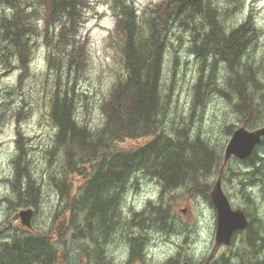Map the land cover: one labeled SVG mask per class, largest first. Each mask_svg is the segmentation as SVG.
I'll return each mask as SVG.
<instances>
[{
  "label": "rangeland",
  "instance_id": "374dc122",
  "mask_svg": "<svg viewBox=\"0 0 264 264\" xmlns=\"http://www.w3.org/2000/svg\"><path fill=\"white\" fill-rule=\"evenodd\" d=\"M105 1L88 0L84 20L78 28L81 40L86 41V63L69 75L70 83L73 80V87L78 93L75 117L92 129L101 126V105L111 93L116 77L124 73L120 54L122 40L117 36L114 42L109 41L113 35L115 16ZM158 1L133 0L139 14L145 6ZM208 1L219 8H226L225 17L232 22L238 23L248 14L254 18L257 34L250 48L255 78L261 83L256 88L255 98L262 96L264 102V0ZM10 10L5 6L7 14ZM188 26L191 27L190 24ZM189 27L179 25L177 21L170 26L161 76L165 115L158 123V131L171 138L184 134L191 136L189 138L199 136L220 151V169L226 173L241 172V175L238 172L233 177L225 174L227 178L221 180L223 191L231 206L247 212L251 227L255 231L260 229L259 234L264 236V175L261 180H250L246 174L254 165L264 171V165L255 159L246 161L236 157H231L223 165L224 148L232 131L238 126H245V123L240 121L234 110L230 95L212 89L205 96V76L209 70L205 72V60L202 61L193 51L195 33ZM36 36L39 38L34 41V53L28 69L22 72L17 67L18 55L16 50L15 53L13 51V45L9 43L8 49L6 39L3 36L0 39V241L2 244L13 236L41 234L49 237V243L56 251L54 264H99L96 256L85 253L87 240L82 243L76 240L71 229V217H67V198H70L69 194L78 195V187L86 177L67 169L63 148L56 143L57 129L49 117V97L55 77L53 69H48L47 45L41 34ZM62 68L59 78L64 80L67 72L64 66ZM224 68L222 63H218L214 72L210 73L220 87L224 83ZM200 75L204 87L202 97L195 93ZM259 120L264 121V111ZM263 125L245 127L251 130ZM229 126L232 131L228 133ZM136 143L139 142L126 139L121 140L118 146L128 148ZM20 148L26 153L21 155L25 157L24 169L20 168L21 176H17L14 159ZM255 149L263 155L264 144L260 142ZM207 175H199V178L202 182H211L212 188L218 175ZM28 176L30 183L27 182ZM188 181L185 185L162 192L154 177L136 171L126 188L128 192L123 193L119 224L107 237H99L101 256L105 261L108 264H163L169 258H177L179 262L188 259L193 264H204L205 258L215 260L224 255L229 256L231 264L240 263V255L248 252L245 249L246 229L235 232L230 245L216 246V210L210 193H205V186L203 192L197 191L198 188L192 191L193 184ZM17 184L23 191L28 189L29 184L31 193H38L40 200L36 207L18 195ZM148 201H164L168 206L170 217L165 228L157 227L152 220L137 219L134 215L133 212L141 210L148 212V209L145 210ZM28 207L33 209L29 230L20 225L19 218L16 219V213ZM135 237L142 239L143 261L139 258L129 260L131 238ZM258 251V258L264 259V245ZM245 260L246 264H253Z\"/></svg>",
  "mask_w": 264,
  "mask_h": 264
},
{
  "label": "trees",
  "instance_id": "16d2710c",
  "mask_svg": "<svg viewBox=\"0 0 264 264\" xmlns=\"http://www.w3.org/2000/svg\"><path fill=\"white\" fill-rule=\"evenodd\" d=\"M105 2L115 16L113 35L109 41L114 42L117 36L122 40L120 54L124 73L116 77L111 93L101 105V126L92 129L75 117L78 93L69 78L72 71L75 73L86 63V41L81 40L78 28L84 20L88 0H0V39L3 36L8 45H13L21 72L28 69L34 53V41L39 38L36 35L41 34L47 45L48 69H53L55 77L49 97V117L57 129L56 143L63 148L67 169L86 177L78 187V195L69 194L70 198H67V217H71V229L76 240L80 243L87 240L84 251L87 255L96 256L99 264H108L101 256L99 237H107L119 224L123 193L128 186L126 183L132 181V174L137 170L154 177L162 192L191 180L192 191L198 188L197 191L203 192L205 186L207 194L210 193L211 182H202L199 175L214 173L220 175L221 180L227 178V173L223 174L220 169V151L202 138L196 136L191 139L186 134L171 138L158 131V123L165 115L161 70L168 33L174 21L186 27L190 24L189 28L195 33L193 51L202 61L205 60V72L209 70L205 76V96L209 90L218 89L222 94L230 95L231 104L245 126L253 128L264 124L259 120L264 111L263 98H255L256 88L261 83L255 78L252 66L250 45L255 42L257 25L251 14L238 23L232 22L225 17L226 8H219L208 0H159L154 5L145 6L142 14L138 13L133 0ZM5 6L10 7V14L5 12ZM218 63L225 66L221 87L210 74ZM63 66L67 75L61 80L59 72ZM201 77L195 84L198 97L204 93ZM231 131L229 126L228 133ZM143 138H146L145 141L141 140ZM126 139L139 143L119 148L120 141ZM261 144H264V139ZM25 153L26 150L20 148L14 159L17 176L21 175L20 168L24 169L25 157L21 155ZM261 155L255 149L245 159H255L264 165V153ZM237 173L228 174L233 177ZM246 174L250 180H261L264 171L254 165ZM27 182H31L29 176ZM100 183L104 184L101 186ZM15 189L18 195L25 200L27 198V203L32 202V206L39 202L38 193L33 195L29 185L24 192L19 184ZM146 205L148 212H133L137 219L152 220L157 227L165 228L170 217L166 203L148 201ZM252 227L249 221L245 231V249L248 252L240 255L242 259L238 264H246L245 259L253 264H264V259L257 256L264 245V236L259 234L260 229L255 231ZM13 238L2 243L0 264H54L56 251L50 245L48 236L30 234ZM131 240L129 260L139 258L143 261L141 237ZM178 263L177 258H169L163 264ZM229 263V256L222 255L215 260L205 258L204 264Z\"/></svg>",
  "mask_w": 264,
  "mask_h": 264
},
{
  "label": "water",
  "instance_id": "95a60500",
  "mask_svg": "<svg viewBox=\"0 0 264 264\" xmlns=\"http://www.w3.org/2000/svg\"><path fill=\"white\" fill-rule=\"evenodd\" d=\"M264 139V125L254 129H247L245 126H238L231 133L223 156V165L231 157L246 158L256 146ZM210 198L216 210V227L214 233L215 245H230L232 235L237 230H244L249 221L242 208H233L230 201L222 189L221 178L217 177L210 191ZM20 222L26 227L31 226L32 210L23 209L18 212ZM179 264H192L189 260H184Z\"/></svg>",
  "mask_w": 264,
  "mask_h": 264
},
{
  "label": "bare ground",
  "instance_id": "6f19581e",
  "mask_svg": "<svg viewBox=\"0 0 264 264\" xmlns=\"http://www.w3.org/2000/svg\"><path fill=\"white\" fill-rule=\"evenodd\" d=\"M85 54H86V53H85ZM161 71H162V70H161ZM92 128H93V127H92ZM160 129H161V128H160ZM161 132H162V131H161ZM99 134H100V133H99ZM189 137H191V136H189ZM195 137H196V136H195ZM195 137H194V138H195ZM191 139H192V138H191ZM67 160H68V159H67ZM194 164H195V163H194ZM93 166H94V165H93ZM192 168H193V167H192ZM188 169H189V168H188ZM137 171H138V170H137ZM142 172H143V171H142ZM225 172H227V171H225ZM225 172H222V173L225 174ZM236 172H240V171H236ZM139 173H140V172H139ZM228 173H229V172H228ZM228 173H227V174H228ZM243 173H244V172H243ZM256 173H257V172H256ZM175 174H176V173H175ZM132 175H133V174H132ZM136 175H137V174H136ZM146 175H147V173H146ZM149 175H150V174H149ZM240 175H241V172H240ZM20 176H21V175H20ZM150 176H151V175H150ZM194 176H195V175H194ZM219 176H220V175H219ZM136 177H137V176H136ZM146 177H148V176H146ZM132 178H133V176H132ZM221 178H222V177H221ZM223 178H224V177H223ZM129 179H130V178H129ZM134 179H135V178H134ZM231 179H232V178H231ZM130 180H131V179H130ZM130 180H128V181H130ZM221 182H222V181H221ZM104 183H105V182H104ZM104 183H103V184H104ZM130 183H131V182H130ZM133 183H134V182H133ZM135 183H136V181H135ZM201 183H202V182H201ZM204 183H205V181H204ZM100 184H101V183H100ZM103 184H101V186H102ZM126 184H129V182L126 183ZM126 184H125V185H126ZM28 185H29V184H28ZM126 186H127V185H126ZM126 186H125V187H126ZM203 186H204V185H203ZM100 188H101V187H100ZM21 189H22V188H21ZM26 189H27V188H26ZM125 189H126V188H125ZM14 191H15V190H14ZM22 191H23V190H22ZM30 191H31V190H30ZM64 191H65V190H64ZM125 191H126V190H125ZM23 192H24V191H23ZM28 192H29V191H28ZM126 192H128V190H127ZM34 193H35V190H34ZM124 194H125V193H124ZM22 195H23V194H22ZM28 195H29V194H28ZM33 195H34V194H33ZM33 195H31V196H33ZM25 196H26V195H24V197H25ZM36 196H37V195H36ZM38 196H39V195H38ZM65 196H66V195H65ZM26 197H28V196H26ZM26 197H25V198H26ZM123 197H124V196H123ZM21 198H22V197H21ZM32 198H33V197H32ZM16 199H17V198H16ZM22 199H23V198H22ZM28 199H29V198H28ZM34 199H35V198H34ZM119 199H120V198H119ZM26 200H27V198H26ZM26 200H25V201H26ZM39 200H40V199H39ZM120 200H121V199H120ZM6 201H7V200H6ZM27 201H28V200H27ZM34 201H35V200H34ZM110 202H111V201H110ZM31 203H32V202H29V204H31ZM34 203H35V202H34ZM38 203H39V202H38ZM32 205H33V204H32ZM59 205H60V203H59ZM59 205H58V206H59ZM156 205H157V204H156ZM35 207H36V206H35ZM38 207H39V205H38ZM59 207H60V209H61V206H59ZM39 208H40V207H39ZM57 208H58V207H57ZM63 208H64V207H63ZM40 209H41V208H40ZM58 209H59V208H58ZM58 209H57V210H58ZM57 210H56V211H57ZM60 211H61V210H60ZM73 211H74V210H73ZM110 211H111V210H110ZM57 212H58V211H57ZM105 218H106V217H105ZM80 220H81V219H80ZM146 221H147V220H146ZM107 222H108V221H107ZM74 225H75V224H74ZM110 228H111V227H110ZM107 229H108V228H107ZM107 229H106V230H107ZM110 230H111V229H110ZM30 233H31V232H30ZM19 236H20V235H19ZM29 237H30V236H29ZM15 238H16V237H15ZM20 238H21V237H20ZM13 239H14V238H13ZM21 239H22V238H21ZM28 240H29V239H28ZM132 241H133V240H132ZM14 242H15V241H13L12 243H14ZM14 245H15V244H14ZM136 247H137V246H136ZM9 252H10V251H9ZM51 252H52V251H51ZM136 253H137V252H136ZM12 254H13V253H12ZM2 258H3V257H2ZM4 258H5V257H4ZM7 258H9V257H7ZM1 260H2V259H1ZM3 261H4V260H3ZM56 264H57V263H56ZM229 264H230V263H229Z\"/></svg>",
  "mask_w": 264,
  "mask_h": 264
},
{
  "label": "flooded vegetation",
  "instance_id": "af4514ba",
  "mask_svg": "<svg viewBox=\"0 0 264 264\" xmlns=\"http://www.w3.org/2000/svg\"><path fill=\"white\" fill-rule=\"evenodd\" d=\"M19 217H18V215H17V213H16V219H18ZM21 225V224H20ZM23 228H26V229H30V228H28V227H25V226H23V225H21ZM0 233H1V229H0ZM1 246H2V244H1V241H0V259H1Z\"/></svg>",
  "mask_w": 264,
  "mask_h": 264
}]
</instances>
